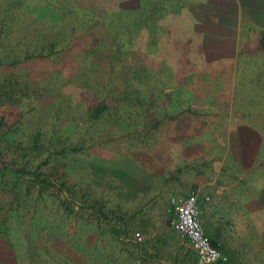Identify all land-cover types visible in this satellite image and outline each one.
Listing matches in <instances>:
<instances>
[{"label": "trees", "instance_id": "1", "mask_svg": "<svg viewBox=\"0 0 264 264\" xmlns=\"http://www.w3.org/2000/svg\"><path fill=\"white\" fill-rule=\"evenodd\" d=\"M119 1L0 0V264L185 261L173 256L161 262L159 241L143 236V222L136 221L142 207L129 208L106 190L70 177L65 156L88 149L87 141H70L60 123L27 127V109L12 118L4 111L56 108L55 95L73 84L80 100L90 90L101 91L81 117L107 133L123 137L132 132L125 131L131 122L135 126L143 115L149 117L154 101L142 98L144 66L131 56L144 52L150 62L157 45L165 43L175 52L176 27H187L179 13L191 11V5L189 0H140L129 8ZM170 19L175 28L160 24ZM153 121L146 139L156 140L155 130L166 138L170 130Z\"/></svg>", "mask_w": 264, "mask_h": 264}, {"label": "crops", "instance_id": "2", "mask_svg": "<svg viewBox=\"0 0 264 264\" xmlns=\"http://www.w3.org/2000/svg\"><path fill=\"white\" fill-rule=\"evenodd\" d=\"M188 4L191 11L179 13L185 34L173 41L170 57L179 83L166 93L188 118L181 138L191 143L194 126L202 124L203 138L194 143L204 144L206 238L224 254L253 256L248 260L257 264L264 256V23L255 16L261 9L244 0ZM231 7L235 15L225 16Z\"/></svg>", "mask_w": 264, "mask_h": 264}, {"label": "rangeland", "instance_id": "3", "mask_svg": "<svg viewBox=\"0 0 264 264\" xmlns=\"http://www.w3.org/2000/svg\"><path fill=\"white\" fill-rule=\"evenodd\" d=\"M244 1L246 4H254L252 6L253 11L257 8L258 10L261 9L259 12L256 10V15L253 12L252 16H258L257 21L264 23V0ZM138 3H140V0H122L119 1L118 5L130 8L137 6ZM233 7L227 10L225 16L232 17L231 15H235ZM213 17L215 16L213 15ZM171 20L169 22L161 20L160 24L166 28H175L176 25L174 22H170ZM225 20L228 21V19ZM179 25L180 27H176L177 40L182 38L185 34L183 28H186L181 23ZM257 28L260 30L259 26ZM17 34L19 33L17 32ZM163 36H165L164 31L160 37ZM157 46L158 52L155 53L150 62H148L149 56L144 52H136L131 56L138 58L135 61L144 66V70H142L144 82L142 98L144 100L151 99L154 101V105L150 108L149 117L143 115L137 125L131 126L133 125L131 122L129 127H125L126 132H130V130L132 132L125 134L123 137H119L121 136L120 132L107 133L104 126H99L95 122L90 124L82 119V111L89 108L95 98H99L97 95L101 91L90 90L87 97L80 100L73 93V84L65 85L61 89L62 91L55 95L56 102L60 105L56 108L54 104L53 106L49 104L44 112L41 111L44 108H41L40 105L37 109L32 108L31 110L26 106L25 109H22L24 107H11L4 111L10 113V118H12L19 115L20 111H26L27 109L29 111L26 119V122L28 121L26 123L27 127L38 126L39 124L36 123L39 121L41 124H47V126H50L53 122H55V125L60 123L62 125L60 130H62L64 137L69 136L70 141H76L77 139L87 141V144H89L88 149L77 153L68 152V155L65 156V168L70 177L75 181H79L82 185L91 183L99 190H106L107 193L112 194V199L116 198L128 203L129 208L142 207V210L138 211L136 221L143 222L141 224L144 228L143 236L159 241L161 262L166 260L169 263L173 260V256H177L179 259L185 260L183 264H204L200 262L196 251L188 240L175 232L169 225V215L178 198L185 196L190 190L194 189L198 191L197 219L203 228L204 144L194 143L197 141L198 136L203 138V128L202 124L201 126L196 124L194 129L193 127L190 128L193 129L191 143L181 138V136H177L178 133L187 129L185 121L187 122L188 118L178 115L179 111L175 112L176 110L171 105L174 103L173 98L170 95L167 96L166 93L175 83H179V79H174L172 74V67L176 64L170 62L172 51L167 43L161 47L160 45ZM173 48L174 46L172 50ZM169 50L170 53L167 54ZM34 70L35 67L30 65L29 71ZM241 84L245 85L242 76L239 78V85ZM156 89H158V95L155 94ZM99 90L104 92L102 87ZM66 93L74 99L67 97ZM144 105L142 104V110L145 107ZM182 113L184 111H180V114ZM171 116L176 117L170 119ZM67 117L71 118L72 124L67 122ZM60 119L61 121H59ZM153 119L157 120L159 128L170 130V134L167 133L166 138L161 137L162 131L155 130L154 136H157V139H146L148 137H145V134L152 129ZM94 140L97 141L95 144ZM194 180L196 181L194 182ZM91 234L87 233L88 240L92 239ZM216 247L222 252L219 245ZM0 250L3 249L0 247ZM149 250L153 249L149 247ZM225 255H227V260L224 262L230 261L232 264H251L248 259L253 257L230 256L226 253ZM255 261L257 264H264V256L261 255Z\"/></svg>", "mask_w": 264, "mask_h": 264}, {"label": "built area", "instance_id": "4", "mask_svg": "<svg viewBox=\"0 0 264 264\" xmlns=\"http://www.w3.org/2000/svg\"><path fill=\"white\" fill-rule=\"evenodd\" d=\"M197 215V192L192 189L176 201L169 215V225L175 232L188 240L196 251L200 262L214 264L226 261V255L206 238Z\"/></svg>", "mask_w": 264, "mask_h": 264}]
</instances>
